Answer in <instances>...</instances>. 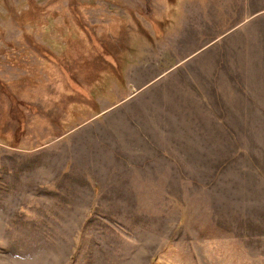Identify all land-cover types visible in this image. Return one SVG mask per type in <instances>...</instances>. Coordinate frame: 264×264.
<instances>
[{"label":"rangeland","instance_id":"obj_1","mask_svg":"<svg viewBox=\"0 0 264 264\" xmlns=\"http://www.w3.org/2000/svg\"><path fill=\"white\" fill-rule=\"evenodd\" d=\"M0 264H264V0H0Z\"/></svg>","mask_w":264,"mask_h":264}]
</instances>
